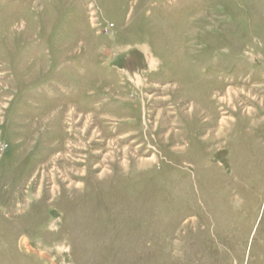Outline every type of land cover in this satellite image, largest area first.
Here are the masks:
<instances>
[{"label": "rangeland", "instance_id": "1", "mask_svg": "<svg viewBox=\"0 0 264 264\" xmlns=\"http://www.w3.org/2000/svg\"><path fill=\"white\" fill-rule=\"evenodd\" d=\"M0 264H264V0H0Z\"/></svg>", "mask_w": 264, "mask_h": 264}]
</instances>
